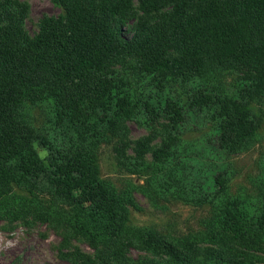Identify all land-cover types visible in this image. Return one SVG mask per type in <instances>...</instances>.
I'll use <instances>...</instances> for the list:
<instances>
[{"label": "trees", "instance_id": "obj_1", "mask_svg": "<svg viewBox=\"0 0 264 264\" xmlns=\"http://www.w3.org/2000/svg\"><path fill=\"white\" fill-rule=\"evenodd\" d=\"M52 1L60 12L43 16L30 34L27 4L0 0V220L46 221L61 236L70 264H264L257 252L264 245V201L256 208L234 204L225 178L204 172L199 195L187 200L211 206L206 226L216 231H209L216 245L179 249L132 223L129 204L101 174L90 143L109 139L115 150L129 148L127 120L136 104H128L111 75L128 57L135 59L128 68L137 78L143 71L239 69L248 92L264 95V0ZM44 93L53 95L59 123L81 124L67 141L49 132L40 141L26 131L25 105ZM248 108L218 117L213 141L219 148H240L254 135ZM172 146L163 140L150 165L166 164ZM73 240L86 241L94 255L69 250ZM131 248L153 255L134 259L127 256Z\"/></svg>", "mask_w": 264, "mask_h": 264}, {"label": "rangeland", "instance_id": "obj_2", "mask_svg": "<svg viewBox=\"0 0 264 264\" xmlns=\"http://www.w3.org/2000/svg\"><path fill=\"white\" fill-rule=\"evenodd\" d=\"M19 1L28 6L25 25L30 34L37 32L43 16L60 12L52 0ZM133 62L135 59L128 57L111 69L117 91L126 96L128 104H136L133 118L127 120L130 145L121 151L115 150L117 145L109 139L90 140L96 144L101 174L110 178L129 204L133 224L153 230L179 249L215 247L209 231H216L206 226L211 206L197 207L189 200L199 195L206 178L203 173L207 172L225 178L234 204L241 201L256 208L264 201V95L248 92L239 69H223L211 75L162 76L143 71L137 78L128 68ZM243 105L249 107L245 112L254 122V135L240 148H219L213 141L222 121L218 117ZM53 109L51 93L26 103L25 128L33 138L42 141L49 132V138L57 135L67 141L81 128L76 119L59 123ZM163 140L173 141V154L161 168L152 166L153 151ZM38 146L45 154L42 144ZM207 237L208 241H201ZM61 239L50 224L36 216L0 220V264H70ZM76 248L91 256L95 253L83 240H73L69 250ZM257 252L264 255V245ZM128 255L143 260L153 254L131 248Z\"/></svg>", "mask_w": 264, "mask_h": 264}]
</instances>
